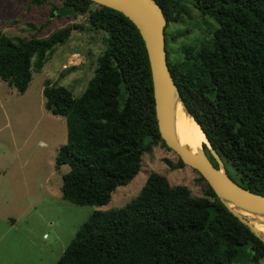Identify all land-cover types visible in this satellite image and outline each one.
I'll list each match as a JSON object with an SVG mask.
<instances>
[{
  "label": "trees",
  "instance_id": "obj_1",
  "mask_svg": "<svg viewBox=\"0 0 264 264\" xmlns=\"http://www.w3.org/2000/svg\"><path fill=\"white\" fill-rule=\"evenodd\" d=\"M155 1L167 25L187 14L186 1L215 21L211 37L196 46L184 44L172 60L168 44L175 36L165 32L167 63L187 111L226 173L264 195V0ZM78 15L107 34L106 48L79 96L49 80L42 94L44 108L66 119L67 141L55 157L57 169L69 166L62 174V198L103 206L137 175L145 153L158 143L170 148L158 131L148 56L137 27L91 0L51 4L50 18ZM74 29L81 27L67 25L28 39L0 30V79L25 92L33 70H40ZM202 147L217 167L206 144ZM171 165L184 163L178 157ZM199 179L204 190L193 196L187 185H171L152 172L123 206L93 211L55 264H258L264 241Z\"/></svg>",
  "mask_w": 264,
  "mask_h": 264
},
{
  "label": "rangeland",
  "instance_id": "obj_2",
  "mask_svg": "<svg viewBox=\"0 0 264 264\" xmlns=\"http://www.w3.org/2000/svg\"><path fill=\"white\" fill-rule=\"evenodd\" d=\"M184 3L187 14L164 29L169 37L175 36L168 44L171 60L181 54L184 44L196 46L211 37L216 25L191 2ZM51 4L60 5L61 0L41 5L32 0H0V30L12 38H44L67 25L81 27L48 53L40 70H33L25 92L0 79V264H55L93 211L123 206L152 172L165 175L171 185H187L193 196L204 190L199 172L185 164L173 168L178 155L158 143L143 155L137 175L118 187L108 204L80 206L62 198V174L69 166L57 169L55 157L67 141L66 119L44 108L42 88L49 80L79 96L106 48L107 34L91 28L84 15L50 18ZM258 264H264V258Z\"/></svg>",
  "mask_w": 264,
  "mask_h": 264
},
{
  "label": "water",
  "instance_id": "obj_3",
  "mask_svg": "<svg viewBox=\"0 0 264 264\" xmlns=\"http://www.w3.org/2000/svg\"><path fill=\"white\" fill-rule=\"evenodd\" d=\"M91 1L121 12L139 30L144 41L150 66L158 131L166 146L173 150L185 165L197 170L233 215L264 241L260 231L253 224L255 221L264 223V220L250 218L228 205V202H232L237 208L255 215L264 216V195L241 186L226 173L221 157L209 144L206 136L207 143L205 144L215 159L217 167L209 159L203 147L196 152H192L186 146L180 144L175 136V104L180 102L185 112L188 115L190 114L183 103L167 63L164 31L167 20L160 6L155 0Z\"/></svg>",
  "mask_w": 264,
  "mask_h": 264
},
{
  "label": "bare ground",
  "instance_id": "obj_4",
  "mask_svg": "<svg viewBox=\"0 0 264 264\" xmlns=\"http://www.w3.org/2000/svg\"><path fill=\"white\" fill-rule=\"evenodd\" d=\"M174 131L178 142L186 146L192 152H196L200 149L204 142L207 143L204 133L194 119L185 112L180 102H177L174 108ZM228 205L250 218L264 220V216L255 215L237 208L232 202H228ZM253 224L260 231L264 239V223L253 222Z\"/></svg>",
  "mask_w": 264,
  "mask_h": 264
},
{
  "label": "built area",
  "instance_id": "obj_5",
  "mask_svg": "<svg viewBox=\"0 0 264 264\" xmlns=\"http://www.w3.org/2000/svg\"><path fill=\"white\" fill-rule=\"evenodd\" d=\"M71 59H73V58H71Z\"/></svg>",
  "mask_w": 264,
  "mask_h": 264
}]
</instances>
